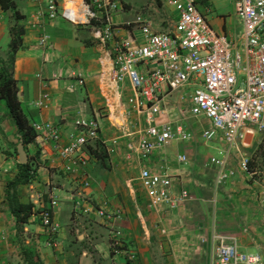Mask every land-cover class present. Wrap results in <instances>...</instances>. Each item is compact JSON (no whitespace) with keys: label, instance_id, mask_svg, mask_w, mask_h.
<instances>
[{"label":"crops","instance_id":"obj_1","mask_svg":"<svg viewBox=\"0 0 264 264\" xmlns=\"http://www.w3.org/2000/svg\"><path fill=\"white\" fill-rule=\"evenodd\" d=\"M8 1L12 9L0 7V59L6 57L10 28L13 25L22 28L20 47L13 54L11 66L17 100L29 124H52L59 130L63 145L75 134L73 120L91 116L102 105L97 92L96 49L90 40V29L75 27L57 17L43 20L37 30L31 31L27 22L44 0ZM145 2L148 4L145 14L153 29L157 32L172 29L176 14L166 5V0ZM234 2L200 0L197 9L216 34L238 39L242 27L234 13ZM158 9L161 14H157ZM13 12L18 19L13 18ZM130 18L128 11L113 17L116 36L128 37L121 24ZM42 33L50 38V50L37 46L36 39ZM75 75L82 78V86L75 83ZM189 90L185 86L168 99L167 105L174 115H185L178 112V98L186 97ZM43 94L47 96L45 107H37L35 104ZM182 118L191 139L170 142L145 160L135 156L125 159L124 140H116L112 145L110 140L117 131L102 118L98 140L81 149L79 157L84 164L71 173L63 172V163L48 140L36 139L27 144L23 150L26 162L35 170L34 176L28 184L18 186L16 192L21 203H31L33 208L27 220L16 226L5 203L4 191L16 173L17 140L0 101V264H27V261L30 264H210L212 233L234 237L238 251L257 252L264 260V216L257 199L264 169L257 172L253 181L237 168L241 155L257 158L262 134L255 131L246 135L245 146L231 153L227 161V169L233 175L214 188L215 168L208 165V158L222 150L221 137L217 134L204 142L200 132L211 128L209 121L202 117ZM178 155L185 156V164L176 160ZM141 166L164 171L170 177L171 192L177 194L185 189L192 200L173 209L162 206L157 211L151 210L135 181ZM85 181L88 186L84 188ZM76 191L92 203L106 201L111 209L121 212L115 223L121 238L115 246L108 224L92 213L73 214L71 199ZM52 198L56 200L53 220L59 225L54 248L47 245L37 215Z\"/></svg>","mask_w":264,"mask_h":264},{"label":"built area","instance_id":"obj_2","mask_svg":"<svg viewBox=\"0 0 264 264\" xmlns=\"http://www.w3.org/2000/svg\"><path fill=\"white\" fill-rule=\"evenodd\" d=\"M38 1V0H33ZM200 0H166L176 18L172 29L157 32L144 9H138L121 27L128 37L115 35L113 17L122 11L115 0H44L27 22L29 30H37L43 20L57 17L75 27L89 28L90 40L96 49L97 92L102 105L88 117L73 120L75 134L60 144L59 130L50 123H31L34 141L48 140L62 170L71 173L84 164L79 157L81 149L98 140L100 120L103 118L117 131L110 140H124L125 159L135 156L145 160L154 151L170 142H185L191 133L184 127L182 117L209 121L211 128L201 130L200 138L209 142L220 135L223 148L208 158L214 166L213 187L218 188L233 171L227 169L231 153L245 146L246 135L264 130V0H235L234 13L241 23L238 39L216 34L197 9ZM240 43V53L237 43ZM37 46L51 49L50 38L40 34ZM82 86L79 75L73 76ZM185 86L190 87L186 97L178 98V112L167 105L168 99ZM72 86H69L71 89ZM46 95L36 102L45 107ZM173 110V111H172ZM176 160L186 163L183 155ZM248 158L241 155L237 168L248 179L258 173L248 167ZM148 208L168 209L192 200L185 189L171 192L170 177L164 171L139 167L135 176ZM257 199L264 216V180ZM87 181L82 187H87ZM74 215L93 214L109 225L113 246L121 238L115 226L121 212L111 209L106 201L90 202L79 191L72 195ZM56 200L39 209L38 220L47 236V245L56 247L54 239L59 225L52 216ZM212 259L210 264H264L261 254L240 252L234 237L216 233L210 235Z\"/></svg>","mask_w":264,"mask_h":264},{"label":"trees","instance_id":"obj_3","mask_svg":"<svg viewBox=\"0 0 264 264\" xmlns=\"http://www.w3.org/2000/svg\"><path fill=\"white\" fill-rule=\"evenodd\" d=\"M0 7L4 10L12 9L8 0H0ZM12 16L14 19L19 18L16 12H13ZM22 33L23 29L20 27L13 25L10 28V41L6 57L4 60L0 59V101L4 105L6 115L13 124L16 140L18 141V138L21 140L24 149L27 144L34 142L35 133L27 122L17 100L15 81L12 77L11 68L13 54L20 47V36ZM261 134V142L255 155L257 158H248L249 169L255 170L256 172L261 168L264 169V130ZM34 171L33 166L28 162L16 164V173L5 185V203L7 204L9 213L15 220L16 226H18V223H24L27 220L32 214L33 208L31 203H21L19 201L16 189L20 185L28 184L34 176ZM27 264H30V262L27 261Z\"/></svg>","mask_w":264,"mask_h":264},{"label":"rangeland","instance_id":"obj_4","mask_svg":"<svg viewBox=\"0 0 264 264\" xmlns=\"http://www.w3.org/2000/svg\"><path fill=\"white\" fill-rule=\"evenodd\" d=\"M122 8V11H128V13L132 16L134 12H136L138 9H144L148 7V4L145 2V0H115ZM127 2V3H125ZM152 12V11H151ZM161 10L158 9L157 14H161ZM154 12L151 13L153 15ZM169 24V22H167ZM167 28V24L165 26ZM169 30V29H168ZM240 43H237L238 52L240 53Z\"/></svg>","mask_w":264,"mask_h":264},{"label":"water","instance_id":"obj_5","mask_svg":"<svg viewBox=\"0 0 264 264\" xmlns=\"http://www.w3.org/2000/svg\"><path fill=\"white\" fill-rule=\"evenodd\" d=\"M15 152L17 154V163L24 164L26 162V155L23 150L22 142L19 138L15 145Z\"/></svg>","mask_w":264,"mask_h":264}]
</instances>
